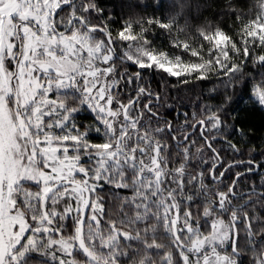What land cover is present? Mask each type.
<instances>
[{
    "label": "snow or ice",
    "instance_id": "6c2138e0",
    "mask_svg": "<svg viewBox=\"0 0 264 264\" xmlns=\"http://www.w3.org/2000/svg\"><path fill=\"white\" fill-rule=\"evenodd\" d=\"M119 3L0 0V264H264V144L229 182L217 146L264 113V0Z\"/></svg>",
    "mask_w": 264,
    "mask_h": 264
},
{
    "label": "trees",
    "instance_id": "16d2710c",
    "mask_svg": "<svg viewBox=\"0 0 264 264\" xmlns=\"http://www.w3.org/2000/svg\"><path fill=\"white\" fill-rule=\"evenodd\" d=\"M99 2L102 6H104L106 13H112L114 18H122V16L127 15L126 10L122 12L119 0H99ZM192 2L195 4L196 0H192ZM192 11L193 14H196L195 7H193ZM155 14L160 16L164 15L161 11H157ZM152 39L156 48H164L168 44L167 33L163 30H157ZM168 79L170 83H176V78L169 77ZM213 83L214 81L196 83L194 85L195 93H200V91L203 90L204 95L207 96L208 91L213 87ZM192 89V85H189L188 87H185L184 85H177L174 89L170 88L169 92L171 96L174 99L179 97V99H176V102L165 110V116H167L168 112H171L173 117L179 119L181 118L182 113H194L199 107L201 101L193 94ZM189 96H191V99L187 98ZM248 100L249 97L244 96L241 93L240 95L234 96L233 103H230L228 106V111L230 113L239 114L238 119L235 122L241 124V126L247 130L246 135H244V133H240V135L243 136L242 151L244 152V155L241 156L233 153L230 148L226 147L223 141H218L217 143L218 149L224 152L222 160L224 167L221 170H223L227 165L234 163L233 165L228 166L224 171L222 179L225 182H229L234 179L237 172H243L246 167L247 158L251 155V152L248 150L249 145H255L259 148L261 144H264V113L249 104ZM229 131H231V125H227L225 131L219 133V135H226ZM207 157V152L203 154L198 152L195 154V160L198 161H204ZM261 159H264V157ZM242 161L244 162L242 163ZM251 174L252 173H246L248 176H251ZM262 182H264V180H262ZM244 183H247V181H244Z\"/></svg>",
    "mask_w": 264,
    "mask_h": 264
},
{
    "label": "water",
    "instance_id": "95a60500",
    "mask_svg": "<svg viewBox=\"0 0 264 264\" xmlns=\"http://www.w3.org/2000/svg\"><path fill=\"white\" fill-rule=\"evenodd\" d=\"M236 163V162H235ZM234 163H231V164H229V165H227L222 171L224 172L225 171V169L228 167V166H231V165H233ZM235 178H236V176H235Z\"/></svg>",
    "mask_w": 264,
    "mask_h": 264
},
{
    "label": "flooded vegetation",
    "instance_id": "af4514ba",
    "mask_svg": "<svg viewBox=\"0 0 264 264\" xmlns=\"http://www.w3.org/2000/svg\"><path fill=\"white\" fill-rule=\"evenodd\" d=\"M253 171H255V168H253ZM240 173H243V172H240Z\"/></svg>",
    "mask_w": 264,
    "mask_h": 264
}]
</instances>
